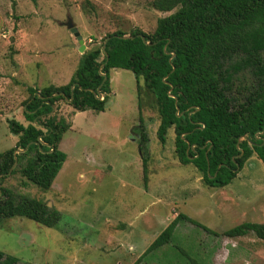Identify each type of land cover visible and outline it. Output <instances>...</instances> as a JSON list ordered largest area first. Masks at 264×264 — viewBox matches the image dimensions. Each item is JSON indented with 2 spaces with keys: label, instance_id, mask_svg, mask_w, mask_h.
Returning <instances> with one entry per match:
<instances>
[{
  "label": "rangeland",
  "instance_id": "obj_1",
  "mask_svg": "<svg viewBox=\"0 0 264 264\" xmlns=\"http://www.w3.org/2000/svg\"><path fill=\"white\" fill-rule=\"evenodd\" d=\"M152 1L0 0V153L17 142L7 121L27 124V88L64 86L79 67L81 54L71 48L77 42L62 25L66 18L86 42V53L115 31L151 34L157 19L169 14L155 11ZM109 81L102 112H74L66 101L55 103L51 115L69 129L58 145L66 160L50 190L21 184L18 172L0 182L61 216L52 228L1 219L0 252L19 264H135L179 214L217 234L242 223L264 224L261 161L252 156L227 186L209 188L193 165L178 162L172 129L164 144L158 141L155 108L141 114L148 137L144 154L134 75L111 69ZM138 264H264V241L252 234L215 237L179 220L169 243Z\"/></svg>",
  "mask_w": 264,
  "mask_h": 264
},
{
  "label": "trees",
  "instance_id": "obj_2",
  "mask_svg": "<svg viewBox=\"0 0 264 264\" xmlns=\"http://www.w3.org/2000/svg\"><path fill=\"white\" fill-rule=\"evenodd\" d=\"M151 6L169 13L157 19L151 34L139 29L107 34L97 48L82 54L68 84L27 88L22 105L27 124L7 121L17 142L0 153V182L18 172L25 180L21 184L50 190L66 160L58 145L69 129L51 115L55 103L67 99L76 112H102L107 97L99 101L94 93H109L111 69L128 70L136 80L139 148L144 154L147 134L141 114L155 108L156 138L164 144L173 129L178 162L193 165L205 186L224 188L252 156L264 165V0H153ZM17 149L26 150L14 156ZM15 160L19 169L8 174ZM141 162L145 171L146 160ZM60 217L44 202L0 184V220L24 218L52 228ZM179 220L215 237L252 234L264 241V224L242 223L217 234L179 214L135 264L168 244ZM0 264L19 261L0 252Z\"/></svg>",
  "mask_w": 264,
  "mask_h": 264
},
{
  "label": "water",
  "instance_id": "obj_3",
  "mask_svg": "<svg viewBox=\"0 0 264 264\" xmlns=\"http://www.w3.org/2000/svg\"><path fill=\"white\" fill-rule=\"evenodd\" d=\"M67 30L70 31V33L73 35V37L75 38L76 42H77V45H72L71 48L77 50L79 53H83L84 49H85V46H84V41H83V38L81 37V35L78 33L77 29L75 28L71 18L67 17L66 18V21L62 24ZM123 39H128L129 37L125 36V37H122ZM140 38L143 40V37L140 36ZM109 40V38H107L104 42V45L105 43ZM104 45L102 47V50L104 49ZM105 80V77L104 79ZM72 89V88H71ZM54 97H58V94H55ZM264 131V129H263ZM39 141H41L39 139ZM26 149H17L15 152H14V156L16 154H20V153H24ZM16 165V160L14 161V164L12 166V168L10 169L9 173H11V171L14 169Z\"/></svg>",
  "mask_w": 264,
  "mask_h": 264
},
{
  "label": "flooded vegetation",
  "instance_id": "obj_4",
  "mask_svg": "<svg viewBox=\"0 0 264 264\" xmlns=\"http://www.w3.org/2000/svg\"><path fill=\"white\" fill-rule=\"evenodd\" d=\"M84 41V40H83ZM87 43H91V39H89V40H87ZM85 44H86V42H84V46H85ZM85 49H86V46H85ZM84 49V50H85ZM88 52V51H87ZM85 53V52H84ZM84 53H80L81 55H80V58H81V56H82V54H84ZM110 82V81H109ZM109 94V93H108ZM108 94H105V93H101L100 91H99V89H97L96 90V92L94 93V97L97 99V100H99V101H103L104 99H105V97H107V99H108ZM64 101H66V102H68V104L70 103V100H67V99H65ZM106 105V104H105ZM73 110V109H72ZM74 111V110H73ZM137 111H138V109H137ZM53 112V109H52V111H51V113ZM74 112H76V111H74ZM93 112V111H92ZM138 113V112H137ZM139 123V122H138ZM140 125V124H139ZM143 125V124H142ZM158 127V126H157ZM137 130V129H136ZM138 130L140 131V128H138ZM156 130H157V128H156ZM173 130V129H172ZM145 132V131H144ZM146 133V132H145ZM139 138H140V134H139ZM147 141H148V137H147Z\"/></svg>",
  "mask_w": 264,
  "mask_h": 264
},
{
  "label": "crops",
  "instance_id": "obj_5",
  "mask_svg": "<svg viewBox=\"0 0 264 264\" xmlns=\"http://www.w3.org/2000/svg\"><path fill=\"white\" fill-rule=\"evenodd\" d=\"M79 53V52H78ZM80 56V55H79Z\"/></svg>",
  "mask_w": 264,
  "mask_h": 264
}]
</instances>
